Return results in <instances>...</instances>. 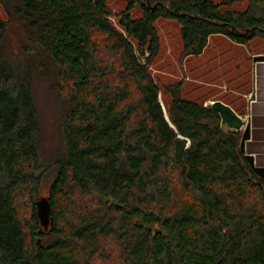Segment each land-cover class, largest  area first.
<instances>
[{
    "label": "trees",
    "instance_id": "trees-1",
    "mask_svg": "<svg viewBox=\"0 0 264 264\" xmlns=\"http://www.w3.org/2000/svg\"><path fill=\"white\" fill-rule=\"evenodd\" d=\"M108 2L15 7L53 60L69 108L45 229L38 109L29 78L16 79L0 53V264H264V179L241 134L224 130L206 100L184 97L181 83L164 88L167 104L150 71L159 19L181 25L184 57L199 56L214 34L246 46L264 39V0L244 11L214 0H126L118 26ZM135 7L142 16L132 17Z\"/></svg>",
    "mask_w": 264,
    "mask_h": 264
},
{
    "label": "rangeland",
    "instance_id": "rangeland-1",
    "mask_svg": "<svg viewBox=\"0 0 264 264\" xmlns=\"http://www.w3.org/2000/svg\"><path fill=\"white\" fill-rule=\"evenodd\" d=\"M222 9L244 11L251 0H214ZM113 13L112 22L118 26L120 14L127 6L126 0H109ZM19 0L0 3V20L5 29L0 33V53L14 69L16 79L24 76L31 83L35 105L38 109L40 136L38 149L42 163L47 167L40 188V195L46 197L53 181L56 168L54 162L63 147L60 124L69 108V102L58 94L57 69L29 36L24 18L15 13ZM134 18L142 16L139 7L131 11ZM159 35V52L150 66V71L160 88L163 101L170 104L172 97L164 94V88L181 83V94L190 99L233 102L232 88L235 81L253 77V57L264 54V39L252 40L248 46L233 42L229 37L214 34L209 45L199 56H183L181 25L176 20L161 18L156 22ZM226 103V102H225ZM113 247V246H112ZM112 249V248H111ZM113 257H118L113 252ZM110 264H121L111 261Z\"/></svg>",
    "mask_w": 264,
    "mask_h": 264
},
{
    "label": "crops",
    "instance_id": "crops-1",
    "mask_svg": "<svg viewBox=\"0 0 264 264\" xmlns=\"http://www.w3.org/2000/svg\"><path fill=\"white\" fill-rule=\"evenodd\" d=\"M253 77L235 81L233 102L225 101L251 123V137L246 142V153L264 167V61L253 63Z\"/></svg>",
    "mask_w": 264,
    "mask_h": 264
},
{
    "label": "water",
    "instance_id": "water-1",
    "mask_svg": "<svg viewBox=\"0 0 264 264\" xmlns=\"http://www.w3.org/2000/svg\"><path fill=\"white\" fill-rule=\"evenodd\" d=\"M253 61H264V54L255 55ZM210 109L219 113L221 117V126L224 130H234L241 134L240 149L246 155V159L253 171L264 179V167L255 164V158L246 153V142L251 137V123L242 115L238 114L230 105L221 100L209 101L206 103ZM38 216L41 224L47 229L50 225L51 206L46 197H41L37 201Z\"/></svg>",
    "mask_w": 264,
    "mask_h": 264
}]
</instances>
